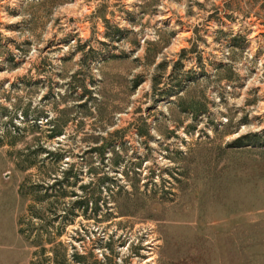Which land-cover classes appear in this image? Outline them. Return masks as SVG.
<instances>
[{
	"label": "rangeland",
	"instance_id": "obj_1",
	"mask_svg": "<svg viewBox=\"0 0 264 264\" xmlns=\"http://www.w3.org/2000/svg\"><path fill=\"white\" fill-rule=\"evenodd\" d=\"M0 264H264V0H0Z\"/></svg>",
	"mask_w": 264,
	"mask_h": 264
},
{
	"label": "trees",
	"instance_id": "obj_2",
	"mask_svg": "<svg viewBox=\"0 0 264 264\" xmlns=\"http://www.w3.org/2000/svg\"><path fill=\"white\" fill-rule=\"evenodd\" d=\"M19 223H20V226H19V229H18L19 232H24V228L21 226L22 222L20 221Z\"/></svg>",
	"mask_w": 264,
	"mask_h": 264
}]
</instances>
